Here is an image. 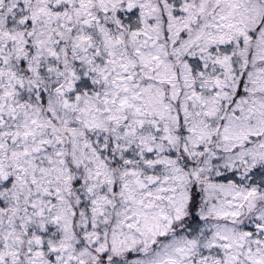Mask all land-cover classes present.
I'll return each instance as SVG.
<instances>
[{"label":"snow or ice","instance_id":"snow-or-ice-1","mask_svg":"<svg viewBox=\"0 0 264 264\" xmlns=\"http://www.w3.org/2000/svg\"><path fill=\"white\" fill-rule=\"evenodd\" d=\"M0 264H264V0H0Z\"/></svg>","mask_w":264,"mask_h":264}]
</instances>
